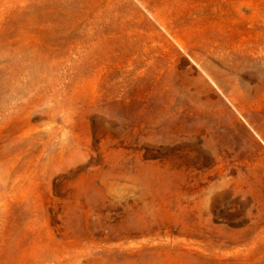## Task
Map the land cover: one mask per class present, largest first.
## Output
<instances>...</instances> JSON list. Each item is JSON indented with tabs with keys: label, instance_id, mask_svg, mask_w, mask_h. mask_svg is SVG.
Instances as JSON below:
<instances>
[{
	"label": "rangeland",
	"instance_id": "obj_1",
	"mask_svg": "<svg viewBox=\"0 0 264 264\" xmlns=\"http://www.w3.org/2000/svg\"><path fill=\"white\" fill-rule=\"evenodd\" d=\"M0 264H264V0H0Z\"/></svg>",
	"mask_w": 264,
	"mask_h": 264
}]
</instances>
